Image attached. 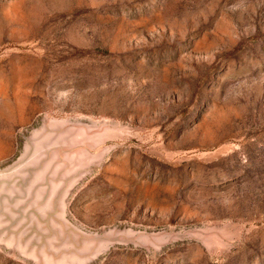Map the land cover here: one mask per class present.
<instances>
[{
    "label": "rangeland",
    "instance_id": "rangeland-1",
    "mask_svg": "<svg viewBox=\"0 0 264 264\" xmlns=\"http://www.w3.org/2000/svg\"><path fill=\"white\" fill-rule=\"evenodd\" d=\"M0 264H264V0H0Z\"/></svg>",
    "mask_w": 264,
    "mask_h": 264
}]
</instances>
